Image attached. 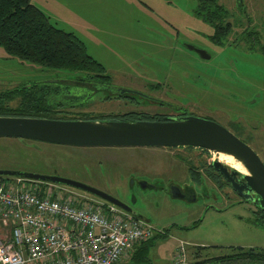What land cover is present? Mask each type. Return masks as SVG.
<instances>
[{
  "label": "rangeland",
  "instance_id": "1",
  "mask_svg": "<svg viewBox=\"0 0 264 264\" xmlns=\"http://www.w3.org/2000/svg\"><path fill=\"white\" fill-rule=\"evenodd\" d=\"M244 1L247 9L253 8L248 14L238 0H219L230 10L233 24L224 46H219L210 41L214 28L196 13L198 0H32L57 27L84 41L88 52L105 66L111 85L139 87L152 82L183 86L186 105H193L199 114L214 116L264 162V138L259 131L251 132L255 127L264 129V0ZM255 13L263 22L248 27L259 33L258 44L250 46L249 39L241 42V35L235 44L241 20L248 17L249 23L255 20ZM185 44L208 52L211 58H202ZM62 72L66 71H41L11 58L0 47V80L63 81L67 75L79 81V75L85 76ZM96 101H102L101 97ZM94 105L86 110L103 113L106 108H116ZM247 123L250 133L236 131L237 126ZM23 141L0 138V169L57 173L80 180L130 201L159 230L170 229L169 236L149 248V264H170L180 240L205 246L208 257L228 254L231 247L264 248V224L256 222L254 202L242 201L224 184L197 182L190 176V165L205 168L220 159L221 153ZM136 172L149 175L153 184L166 185L174 178L192 188L193 194L181 200L172 198L166 189L143 190L129 183L130 175Z\"/></svg>",
  "mask_w": 264,
  "mask_h": 264
},
{
  "label": "built area",
  "instance_id": "2",
  "mask_svg": "<svg viewBox=\"0 0 264 264\" xmlns=\"http://www.w3.org/2000/svg\"><path fill=\"white\" fill-rule=\"evenodd\" d=\"M162 233L108 202L54 183L0 184V264H126L135 246ZM180 240L171 264L208 262Z\"/></svg>",
  "mask_w": 264,
  "mask_h": 264
},
{
  "label": "trees",
  "instance_id": "3",
  "mask_svg": "<svg viewBox=\"0 0 264 264\" xmlns=\"http://www.w3.org/2000/svg\"><path fill=\"white\" fill-rule=\"evenodd\" d=\"M239 7L246 10L245 2ZM196 13L206 21L215 23V34L211 39L217 45L224 44V39L233 30L232 22L226 21L230 11L220 4L219 0H198ZM0 47L11 58L23 63L28 62L32 66L39 67L41 71L81 72L85 76L79 75L77 77L79 81H111L105 66L88 52L84 41L74 33L57 27L32 0H0ZM64 78L66 80L63 81H74L67 75ZM7 85L11 86L7 87ZM50 88L52 90L54 86L46 83L44 79L41 82L23 83L1 79L0 116L60 118L56 108L66 105L70 100L65 97L58 98ZM81 117L98 118L87 113ZM10 178L13 177L0 176V184ZM257 208L256 222L264 224V209L258 206ZM198 224L199 222L193 227ZM169 231L170 229H165L149 240L138 243L126 264H149V248L158 239L169 236ZM231 248L228 254L208 257L204 254L205 246H200L196 248L195 254L208 262L264 264V248L239 246Z\"/></svg>",
  "mask_w": 264,
  "mask_h": 264
},
{
  "label": "water",
  "instance_id": "4",
  "mask_svg": "<svg viewBox=\"0 0 264 264\" xmlns=\"http://www.w3.org/2000/svg\"><path fill=\"white\" fill-rule=\"evenodd\" d=\"M242 0H238L240 3ZM205 58L203 50H198ZM58 81V80H49ZM130 89L119 88L124 94ZM0 138H16L78 147H167L202 148L233 156L248 173H243L220 159L213 161L244 201L264 209V162L245 141L223 125L198 116L173 121L59 120L35 117L0 116ZM0 176L20 177L63 185L113 204L134 217L148 222L128 203L106 191L80 180L57 173L42 174L25 170L0 169ZM241 178V181L238 180ZM157 189V188H156ZM174 199H185L180 186L169 187ZM136 203V200L134 201Z\"/></svg>",
  "mask_w": 264,
  "mask_h": 264
},
{
  "label": "flooded vegetation",
  "instance_id": "5",
  "mask_svg": "<svg viewBox=\"0 0 264 264\" xmlns=\"http://www.w3.org/2000/svg\"><path fill=\"white\" fill-rule=\"evenodd\" d=\"M243 2L245 1L242 0L240 3L238 2V5H241ZM243 11L244 14L245 12L246 14H248L247 8L246 10ZM230 18L231 15L228 17V19H226V21H230ZM201 19L206 21L204 18ZM246 20L248 21V17H246V19L244 18L243 20H241L239 24V28L237 30L238 36L236 37L234 42L236 40L237 41L235 42V44L239 42L238 39L240 38L241 35L242 38L241 42L243 40L249 39L251 44L250 46H254L259 42V38H260L259 33L254 30L250 31L248 26H252L253 23H251L252 21L247 23ZM208 23L214 28V32L209 35L210 41L214 43L211 39V36L215 34V26H214L215 23L214 22L212 23L208 22ZM231 33H229L228 36H230ZM185 47L186 49L196 51L204 59L211 58V55L206 51L204 52L205 53L204 56L210 55V58L203 57V55L198 52V50L201 49H197L195 46L191 44H185ZM46 83L54 86L53 88L54 90L53 89L51 90L50 88V91L55 92V94L58 95V98L65 97L67 100H70L66 105L56 108L59 111V117H60L58 118L59 120H91L81 117L83 114L87 113V114H91L92 116H98L97 119H93V120L173 121L175 119H180L187 116H198L219 123L214 116L210 114H205V115L199 114V112L195 110L196 108H193V105H186V103L183 102L182 100V96H183L182 88H184L183 86L170 87V85H164L163 83L161 84V83H152V82H147V84H144L139 87H117L111 85L110 82H101V81H51V82L46 81ZM119 88L130 89V92L128 93L127 91L124 94L115 93ZM98 97H101L102 101H96ZM114 101L117 102V104H114L113 103ZM109 102H112L113 104ZM98 104H101L103 106L112 105L116 108L114 109L106 108L103 110V113H97L86 110L88 107L93 105L97 106ZM235 129L237 132L248 131V133H250L249 132L250 128L248 127V123L247 126H237ZM255 129L256 130L251 131L252 134H255L259 131L258 134L264 138V129L260 127H255ZM229 130L231 131V129ZM235 135L237 136V134ZM182 149H187L188 151H195V152L198 150L199 151L198 153L202 152L203 154L213 152L202 148H197V149L182 148ZM213 161L208 165H206L205 168L203 167L201 169H198L195 166V164L190 165V167L188 168L190 176L197 182H200L202 180H207V181L209 180L216 182L218 185L224 184L227 188L233 190L239 198H241L238 195V193L232 188L230 182H228L227 179L220 172L215 170L214 166L212 165ZM198 162H199V166L203 165L201 163L202 161H200L199 159ZM149 177L150 176L146 175L145 173L136 172L133 173L132 176L130 175L129 183H132L133 186L135 184H138L139 186H141L143 190L151 189L158 191V190L166 189L168 194H169L170 186L178 185L180 186L182 194L186 196L185 199L189 198L193 194L192 188L188 187V185L186 186V184L184 186L181 185V183H178V181L174 178H170L167 184L164 185L162 183L161 184L151 183L150 180L148 179ZM238 180L241 181V178H238ZM241 200L244 201L242 198ZM125 202L128 203L133 209H135L140 213V211L135 207L134 204L130 203V201L127 200ZM148 222L150 221L148 220Z\"/></svg>",
  "mask_w": 264,
  "mask_h": 264
},
{
  "label": "bare ground",
  "instance_id": "6",
  "mask_svg": "<svg viewBox=\"0 0 264 264\" xmlns=\"http://www.w3.org/2000/svg\"><path fill=\"white\" fill-rule=\"evenodd\" d=\"M220 160L224 163H227L231 166H233L234 168L240 170L243 173H248V171L246 170V168L242 165V163H240L239 161H237L233 156L221 153L220 155Z\"/></svg>",
  "mask_w": 264,
  "mask_h": 264
},
{
  "label": "crops",
  "instance_id": "7",
  "mask_svg": "<svg viewBox=\"0 0 264 264\" xmlns=\"http://www.w3.org/2000/svg\"><path fill=\"white\" fill-rule=\"evenodd\" d=\"M249 1H250V0H248V2H249ZM252 10H253V8H251V7L248 8V12H249V11H252ZM259 22H263L262 17H260L258 14L255 13V20H253L252 23H253V24H256V23H259ZM192 245L194 246L193 248H195V249L198 248V247H200V245H198V244H192ZM201 246H202V245H201ZM170 264H171V263H170Z\"/></svg>",
  "mask_w": 264,
  "mask_h": 264
}]
</instances>
